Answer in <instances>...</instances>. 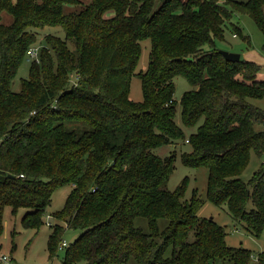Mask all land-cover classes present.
<instances>
[{
    "label": "trees",
    "instance_id": "1",
    "mask_svg": "<svg viewBox=\"0 0 264 264\" xmlns=\"http://www.w3.org/2000/svg\"><path fill=\"white\" fill-rule=\"evenodd\" d=\"M263 6L0 0V235L7 205L14 214L31 209L22 224L38 228L54 191L68 186L55 214L81 233L62 247L64 226L52 227L49 256L62 249V264H126L131 257L139 264H264V248L253 258L251 249L227 243L226 228L213 217L198 215L203 199L197 189L185 198L188 178L168 187L176 154L154 151L190 144L182 161L208 169L207 197L262 235L264 164L247 182L240 175L252 151L264 154V109L249 101L264 97V80L260 65L226 60L216 41L235 14L251 16L264 36ZM42 30L49 31L40 40ZM233 35L249 42L239 27ZM145 39L148 66L135 72ZM31 48L37 58L15 91ZM133 75L141 80L139 102L129 97ZM177 75L194 87L180 99L183 123L197 126L189 136L175 120ZM137 217L147 218L148 232ZM160 219L169 221L165 228Z\"/></svg>",
    "mask_w": 264,
    "mask_h": 264
},
{
    "label": "rangeland",
    "instance_id": "2",
    "mask_svg": "<svg viewBox=\"0 0 264 264\" xmlns=\"http://www.w3.org/2000/svg\"><path fill=\"white\" fill-rule=\"evenodd\" d=\"M85 3L90 0H83ZM223 1V0H219ZM245 1V0H238ZM264 12V6H263ZM10 18V16H8ZM5 21H8L5 15ZM234 27H239L244 36L248 37L246 41L243 36H234ZM46 29L56 30L59 28L47 27ZM49 31V30H48ZM42 30L39 32V39L48 32ZM264 36L255 20L248 14H235L230 21L225 25L224 39L217 40V47L222 50L239 53L241 58L250 60L260 65L258 78L264 80ZM37 46V45H35ZM142 52L137 64L135 72L146 70L149 62V52L151 49V41L145 39L141 41ZM40 48V47H38ZM32 59L26 58L21 64L18 73L13 81L12 88L15 91H20L21 81L28 77L29 61ZM175 83L174 100L177 102L176 122L182 127L186 136L196 131L197 126L187 127L181 118L180 99L184 92L193 89L194 87L182 75H177L173 78ZM130 99L133 101H142L143 93L141 88V80L137 75H133L130 86ZM249 101L264 109L263 98H249ZM260 128H264L261 126ZM191 150L190 144L179 141L176 145H164L155 148L154 151L161 156L176 154L174 170L168 182V187L171 190L188 178L187 191L185 198L192 197L193 190L197 189L198 195L203 199V204L198 211L200 217H213L219 224L223 225L227 230V243L231 246H244L252 251L253 258L257 257L260 251L264 248V231L260 237L253 235L244 226L243 222L236 221L226 205L217 206L207 197V181L208 169L204 166L196 167L186 165L182 161L181 154ZM261 156L255 151L251 152V158L247 168L240 175L243 181H249L261 167ZM70 187H61L54 191L52 202L42 216L43 223L38 228L25 227L22 224V217L29 208H20L16 214L12 212V207L7 205L4 208L3 215V231L0 235V253L12 256L15 264H62L63 250L60 249L56 257L50 258L48 249V239L52 227L55 224L64 226L61 235L62 241L68 244L73 242L81 233L80 230L68 228L66 224L56 217V211L60 210L65 202L66 196ZM51 222V224H50ZM169 223L167 219H160V228H165ZM135 224L141 226L145 232L149 231L148 221L145 217H137ZM61 241V242H62ZM15 247V248H14ZM126 264H139L133 257L129 258Z\"/></svg>",
    "mask_w": 264,
    "mask_h": 264
},
{
    "label": "built area",
    "instance_id": "3",
    "mask_svg": "<svg viewBox=\"0 0 264 264\" xmlns=\"http://www.w3.org/2000/svg\"><path fill=\"white\" fill-rule=\"evenodd\" d=\"M28 53H29L30 59L37 58V49L31 48ZM261 162H262V164H264V154L262 156ZM50 224H51V222H50ZM67 245H68V243L66 241L61 242L62 247H65ZM0 264H15V262H14V259L12 256H8L7 254L0 253Z\"/></svg>",
    "mask_w": 264,
    "mask_h": 264
},
{
    "label": "water",
    "instance_id": "4",
    "mask_svg": "<svg viewBox=\"0 0 264 264\" xmlns=\"http://www.w3.org/2000/svg\"><path fill=\"white\" fill-rule=\"evenodd\" d=\"M219 51L225 57V59L229 61H237L241 58V55L239 53L226 51L222 49H220Z\"/></svg>",
    "mask_w": 264,
    "mask_h": 264
}]
</instances>
